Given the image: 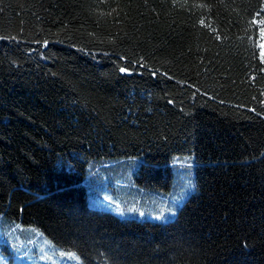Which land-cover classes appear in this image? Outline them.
<instances>
[{"label":"trees","instance_id":"16d2710c","mask_svg":"<svg viewBox=\"0 0 264 264\" xmlns=\"http://www.w3.org/2000/svg\"><path fill=\"white\" fill-rule=\"evenodd\" d=\"M261 20L264 0H0V230L83 264H264ZM132 159L152 191L194 179L173 220L88 205L89 172Z\"/></svg>","mask_w":264,"mask_h":264},{"label":"rangeland","instance_id":"374dc122","mask_svg":"<svg viewBox=\"0 0 264 264\" xmlns=\"http://www.w3.org/2000/svg\"><path fill=\"white\" fill-rule=\"evenodd\" d=\"M264 43V41H263ZM264 51V50H263ZM198 158V157H197ZM138 159L98 164L89 172L87 184L88 205L111 213L120 219L173 220L180 208L191 201L196 191L194 179L179 181L175 174L174 189L152 191L132 180ZM195 164H189L192 167ZM187 177V176H186ZM181 178V177H180ZM10 250V253L2 248ZM0 264H83L76 252L57 246L39 228L11 220L0 230Z\"/></svg>","mask_w":264,"mask_h":264},{"label":"snow or ice","instance_id":"6c2138e0","mask_svg":"<svg viewBox=\"0 0 264 264\" xmlns=\"http://www.w3.org/2000/svg\"><path fill=\"white\" fill-rule=\"evenodd\" d=\"M203 23H204V21L201 20V24H203ZM255 23H259L261 25H264V20L256 21ZM260 35H261V40L264 41V27H261V29H260ZM259 46H260V48L262 50H264V43H261ZM261 58L264 59V51H262V53H261ZM119 70L121 72H127L128 71L127 68H120Z\"/></svg>","mask_w":264,"mask_h":264}]
</instances>
